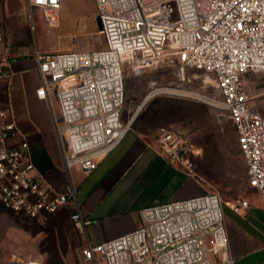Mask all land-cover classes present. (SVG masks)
<instances>
[{
  "label": "built area",
  "instance_id": "2783aa9c",
  "mask_svg": "<svg viewBox=\"0 0 264 264\" xmlns=\"http://www.w3.org/2000/svg\"><path fill=\"white\" fill-rule=\"evenodd\" d=\"M71 0H25L32 20L41 11L55 26V12ZM104 47L101 50H35L39 77L35 91L46 102L68 176L56 192L36 172L28 142L0 106V205L42 223L64 207L82 235L90 219L80 212L70 173H89L131 130L134 115L123 118L125 91L122 69L136 73L168 62L175 83L150 82L148 96L160 93L193 98L225 113L247 170V182L264 204V113L252 101L264 99V88L251 91L247 75H264V0H92ZM0 84L12 75L2 51ZM197 83L198 86L188 88ZM156 150L192 174L195 154L179 131L161 128L152 141ZM216 193L154 204L139 210V226L118 237L80 248L87 264H232ZM245 198L229 203L241 215ZM13 264H42L32 257H11Z\"/></svg>",
  "mask_w": 264,
  "mask_h": 264
},
{
  "label": "rangeland",
  "instance_id": "374dc122",
  "mask_svg": "<svg viewBox=\"0 0 264 264\" xmlns=\"http://www.w3.org/2000/svg\"><path fill=\"white\" fill-rule=\"evenodd\" d=\"M55 14L57 23L49 26L42 20L39 10L34 11L30 20L25 0H0L4 55L19 58L29 57L35 50L103 49L92 0L64 2ZM122 73L125 91L122 116L124 119L131 117L137 110L133 129L140 131L147 141H152L161 127L179 131L196 152L190 158L192 174L199 180L203 193L220 196L223 216L226 210H231L228 203L235 198H245L251 206L254 203L251 212L264 219V214L257 208L261 206L258 194L248 185L247 170L227 115L193 98L166 93L145 101L151 89L150 82L155 81L158 86L175 83L173 64L164 62L139 73L124 65ZM245 77L247 89L258 91L264 88V75ZM195 86L198 84L193 83L188 88ZM251 107L264 113V99L252 101ZM70 213L69 209H60L39 223L0 205V264H13V255L36 258L42 264H87L79 253L86 242L73 226Z\"/></svg>",
  "mask_w": 264,
  "mask_h": 264
},
{
  "label": "crops",
  "instance_id": "0c3cea01",
  "mask_svg": "<svg viewBox=\"0 0 264 264\" xmlns=\"http://www.w3.org/2000/svg\"><path fill=\"white\" fill-rule=\"evenodd\" d=\"M4 57L10 62L12 75L0 84V106L9 109L19 139L28 142L36 172L50 188L60 192L68 176L49 108L35 95L39 77L33 55ZM152 141L131 129L94 170H71L80 212L91 221L82 234L85 242L95 244L134 230L139 226V210L145 206L203 193L199 180L180 163L160 154ZM259 202L257 208L264 214V204ZM252 206L241 215L229 209L225 212L232 264H264V219L251 212Z\"/></svg>",
  "mask_w": 264,
  "mask_h": 264
},
{
  "label": "trees",
  "instance_id": "16d2710c",
  "mask_svg": "<svg viewBox=\"0 0 264 264\" xmlns=\"http://www.w3.org/2000/svg\"><path fill=\"white\" fill-rule=\"evenodd\" d=\"M133 122H134V121H133ZM161 128H165V127H161ZM131 129H133V124H132V126H131ZM208 163H209V160H208ZM64 208H65V209H69V210H71V208H69V207H64ZM64 208H61V209H64ZM56 212H57V211H56ZM56 212H55V213H56ZM55 213L48 214L47 216L53 215V214H55ZM71 213H72V210H71ZM71 213H70V214H71ZM47 216H46V217H47Z\"/></svg>",
  "mask_w": 264,
  "mask_h": 264
},
{
  "label": "water",
  "instance_id": "95a60500",
  "mask_svg": "<svg viewBox=\"0 0 264 264\" xmlns=\"http://www.w3.org/2000/svg\"><path fill=\"white\" fill-rule=\"evenodd\" d=\"M95 23H96V27H97V29H99V28H100V26H99V21H98V19H97V18H95Z\"/></svg>",
  "mask_w": 264,
  "mask_h": 264
},
{
  "label": "bare ground",
  "instance_id": "6f19581e",
  "mask_svg": "<svg viewBox=\"0 0 264 264\" xmlns=\"http://www.w3.org/2000/svg\"><path fill=\"white\" fill-rule=\"evenodd\" d=\"M150 97L149 96H147L146 98H145V101H148V99H149ZM137 114V110H136V112H135V114H134V116Z\"/></svg>",
  "mask_w": 264,
  "mask_h": 264
}]
</instances>
